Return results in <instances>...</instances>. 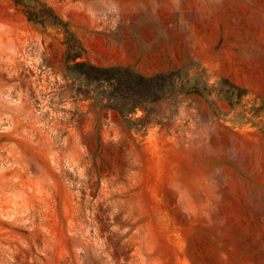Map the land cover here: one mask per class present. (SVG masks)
Wrapping results in <instances>:
<instances>
[{"label": "rangeland", "instance_id": "374dc122", "mask_svg": "<svg viewBox=\"0 0 264 264\" xmlns=\"http://www.w3.org/2000/svg\"><path fill=\"white\" fill-rule=\"evenodd\" d=\"M0 264H264V0H0Z\"/></svg>", "mask_w": 264, "mask_h": 264}, {"label": "trees", "instance_id": "16d2710c", "mask_svg": "<svg viewBox=\"0 0 264 264\" xmlns=\"http://www.w3.org/2000/svg\"><path fill=\"white\" fill-rule=\"evenodd\" d=\"M68 58H72V57H68ZM83 65H84L83 62L75 63V66L81 67ZM96 70L100 74L104 75L105 79H106L107 73L116 74V77L114 78L115 80H112V78H108L109 80L107 81H111L113 83L112 85L116 86V88H121V86L122 88H124L125 86L123 87V85H126V87L136 92L143 91V90L146 91V89H149L153 83L161 81L162 79H164V76H165L164 74H156L150 77H145V76H142L136 73H129L126 79H122L120 76V72H118L117 69L96 68ZM122 83H128V84H122Z\"/></svg>", "mask_w": 264, "mask_h": 264}]
</instances>
